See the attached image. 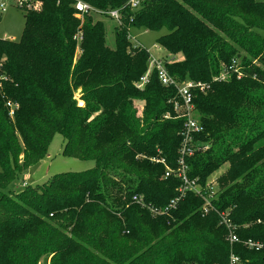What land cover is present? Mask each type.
I'll return each mask as SVG.
<instances>
[{"label": "trees", "instance_id": "1", "mask_svg": "<svg viewBox=\"0 0 264 264\" xmlns=\"http://www.w3.org/2000/svg\"><path fill=\"white\" fill-rule=\"evenodd\" d=\"M83 1L119 10L113 48L104 23L76 17L71 0H42L18 40L0 39V264H228L230 254L264 264V0H146L135 11L128 0ZM131 29H164L168 73L209 85L193 95L195 140L207 148L185 158L189 179L216 181L206 214L192 191L167 213L133 201L163 211L178 194L179 178L164 174L176 168L183 119L163 118L176 90L155 71L135 87L149 51ZM233 61L237 72L221 78ZM55 133L64 156L95 165L9 191Z\"/></svg>", "mask_w": 264, "mask_h": 264}, {"label": "built area", "instance_id": "2", "mask_svg": "<svg viewBox=\"0 0 264 264\" xmlns=\"http://www.w3.org/2000/svg\"><path fill=\"white\" fill-rule=\"evenodd\" d=\"M58 2V0H56ZM72 7L74 9V15L76 17H82L83 15H94L99 16L106 15L109 19H112L116 22L117 25L120 24V14L117 9H110L107 11H100L95 9L91 4L83 1V0H71ZM146 0H128V7L135 11L141 7V5ZM42 0H0V19L2 15L9 9L15 8L17 10L22 11L24 14L32 11H38L41 8ZM131 38V35H130ZM4 39V38H0ZM13 40V39H8ZM73 40L76 42V52H80L78 48L79 42L82 40V34L80 30H78L73 35ZM236 61H233L231 65L226 68V70L221 75V78H224L225 75L234 70L237 72ZM155 71L160 83L164 86H173L176 90V96L169 100L172 105V114L167 112L163 115L164 119H183L182 129L180 132L181 136V145L179 149V156L176 161V168L169 169L166 168L164 176L167 177L170 174H174L179 178L181 185L177 189V195L172 198L168 204L164 207L163 211H159L150 207V205H144L141 202V199L137 196L133 197V201L140 203L142 206L147 207L150 211L154 213L165 212L167 213L170 210H174L179 201L183 198L186 192L192 191L193 193L200 195L204 201L202 206V211L204 214L208 213L211 210V202L210 199L215 193L216 181L214 178H211L205 187H200L196 181L191 180L187 176L188 166L185 162V158L190 156L196 150H204L207 148L199 143H196L195 136L196 134L202 132L203 127L197 120L194 112L193 105V95L194 92H205V90L209 87L207 83L201 81H194L191 79H186L182 81H178L173 78L167 71L165 66V61L160 59L159 57L153 55L149 52V57L147 60V67L145 72L139 77V79L134 83L135 87L139 90H142L145 85L149 82L151 73ZM239 74V73H238ZM139 106L140 112L142 111L143 105H135ZM137 109V108H136ZM137 109V110H138ZM163 162V160H162ZM221 224L227 229V240L230 244L234 242H238L239 239L234 232L235 227L232 225L230 220L226 217L225 214H220ZM244 245L248 248L259 249L263 246L260 242H254L250 239L244 241ZM228 264H239V259L234 254H230Z\"/></svg>", "mask_w": 264, "mask_h": 264}, {"label": "rangeland", "instance_id": "3", "mask_svg": "<svg viewBox=\"0 0 264 264\" xmlns=\"http://www.w3.org/2000/svg\"><path fill=\"white\" fill-rule=\"evenodd\" d=\"M93 19H99L104 23L106 43L108 47L113 48L114 25L116 23L107 17L93 15ZM23 28L24 13L15 8H9L0 19V38L18 40L22 34ZM164 33H166L164 29L159 32L146 31L144 29H131V41L133 45L144 47L150 53L165 61L170 59V56L158 43H156L157 37ZM80 90L81 88H78L74 94L78 103H82L80 100ZM138 107L139 106H136L137 109ZM137 111L140 112V109ZM138 115H140V113ZM64 143L65 140L63 137L55 133L47 146V153L44 157L37 163L30 165L25 171H22L17 179L7 185L8 190L20 192L27 185L36 186L42 184L56 174L79 172L92 168L95 165L93 160H83L77 157L64 156L62 153ZM222 171L223 168L219 169L213 176L219 175ZM41 264L45 263L42 261Z\"/></svg>", "mask_w": 264, "mask_h": 264}]
</instances>
